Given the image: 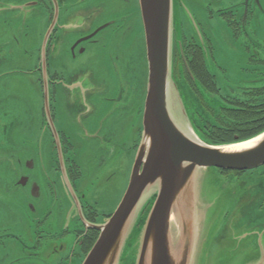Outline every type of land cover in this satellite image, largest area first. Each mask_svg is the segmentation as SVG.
Masks as SVG:
<instances>
[{
    "label": "rangeland",
    "instance_id": "obj_1",
    "mask_svg": "<svg viewBox=\"0 0 264 264\" xmlns=\"http://www.w3.org/2000/svg\"><path fill=\"white\" fill-rule=\"evenodd\" d=\"M194 1L208 5L211 3L214 9L217 3L228 7L243 0ZM185 3V0H177L176 4L174 33L178 38L187 28L186 19L182 16ZM260 4L262 9L255 14L249 37L235 35L223 23L210 22L208 19L194 24V32H187L191 40V37H195L207 64L215 68L213 72L220 78L226 92L233 90V93L239 94L238 87L242 83L259 81V78L264 77V64L260 62L264 58V0H260ZM198 9L196 5L195 11ZM13 17V12L0 10V149L14 144L22 150L24 147H33L31 138L42 129V74L34 70L40 64L43 31L40 32L41 28L31 21L7 23ZM138 32L141 34L140 30ZM134 37L133 30L128 31L125 41L118 46L110 44L104 52L98 49L97 52L100 51L99 55L104 59L102 63L106 61L102 65L95 63L93 66L74 69L55 65L48 67L49 75L57 73L64 78L63 84L77 83L85 87L78 92L82 96L88 93L87 88H91L89 93L93 95L90 98L94 102L103 100L102 97L109 99L107 109L111 114L118 113L117 118L110 120L111 130L117 128V132L110 133V140L104 146L95 145L80 150L75 148L79 154H83L78 160L84 173L85 197L82 202L90 204L88 210L97 213L102 221L104 216L115 212L123 199L139 149L129 148L136 137L127 129L129 106L134 102L133 88L145 72L142 55L139 58L142 51L140 43L131 41ZM251 58H254L253 62ZM258 72L261 74L257 75ZM76 129L72 123L66 129L72 141L81 136ZM9 165L8 158L0 159V178H6L7 181L11 172ZM204 178V191L213 201L207 216H211L213 210L216 216L205 230L204 241L202 237L203 255L198 264H264V169L258 168L239 177L209 169L208 173H204ZM40 184L43 196L53 194L51 189L54 187L47 180ZM55 189L58 195L67 194L62 183H57ZM0 201L3 203V207H0V235L14 232L24 238H35L38 228L43 234L45 246L42 254L38 258L21 259L20 264L83 263V256L72 257L74 251L76 254L79 252V247L75 249L74 231L81 228L83 220L77 215L68 196L67 205H63L62 209L50 206L49 202L43 208L36 203L37 212L30 215H25L27 206L17 195L0 190ZM49 212L50 215L46 217ZM9 214L11 217H7ZM39 220H42L41 224ZM13 243L11 240L0 243L1 264H11L23 256L24 251Z\"/></svg>",
    "mask_w": 264,
    "mask_h": 264
},
{
    "label": "flooded vegetation",
    "instance_id": "obj_2",
    "mask_svg": "<svg viewBox=\"0 0 264 264\" xmlns=\"http://www.w3.org/2000/svg\"><path fill=\"white\" fill-rule=\"evenodd\" d=\"M185 1L182 16L186 19L187 28L183 29L181 37H174L173 75L194 126L206 140L212 142H234L260 133L264 130V83H254L264 81V77L259 78V81L242 83L238 87L239 94L233 93V90L226 92L220 78L213 72L215 68L207 64L205 54L196 44L195 37H191V40L187 34L194 32V24L208 19L210 22L223 23L226 29L235 35L244 34L249 37L255 14L262 9L260 0H243L228 7L217 3L214 9L211 3L208 5L199 0L200 3L194 0ZM196 5L199 6L198 11H195ZM0 10L13 12L14 20L11 18L7 23L31 21L41 28L40 32L43 31L40 64L34 71L42 74L41 89L44 101L42 129L31 138L33 147H24L21 150L12 144L6 149H0V159L8 158L11 169L8 181L6 178H0V190L22 198L27 206L25 215L37 212L36 203L43 208L49 202L50 206L62 209L63 205H67L68 196L77 215L83 220L81 228L74 231L75 249L79 247V252L76 254L74 251L72 257L77 255L85 259L99 236V231L94 225L104 222L112 214L104 216L102 221L97 213L88 210L90 204L82 202L85 197L84 173L78 160L83 154H79L75 148L80 150L95 145L104 146L110 140V133L117 132V128L111 130L110 120L117 118L118 113L111 114L107 109L106 103L109 99L102 97L103 100L94 102L90 98V95H93L89 93L91 88H87L88 93L82 96L78 92L85 87H80L77 83L63 84L64 78L57 73L54 76L49 75L48 67L55 65L74 69L79 66H93L95 63L102 65L106 61L102 63L104 59L99 55L100 51L97 52L98 49H103L104 52L110 44L118 46L125 41L126 33L132 30L136 38H131V41L140 43L142 51L139 58L142 55L143 62L147 63L140 2L0 0ZM210 47L213 51L211 45ZM250 61L253 62L254 58ZM260 62L264 64V58ZM216 68L219 69L218 66ZM218 73L221 74V71L218 70ZM260 74L261 72H258L257 75ZM98 80L101 82L99 78ZM245 84L254 85L244 86ZM133 91L134 102L129 106L127 129L136 137L129 148L137 149L144 129L147 93V82L143 84V77L137 80ZM69 123L76 126V132L81 135L80 138L77 136L75 141L66 134ZM84 152L86 153V150ZM259 168L264 169V165ZM255 170L258 168L218 171L224 175L239 177ZM43 180H47L49 185L54 187L51 189V196L42 195L40 183ZM57 183L63 184L67 194L58 195L55 189ZM0 207H3L1 201ZM29 209L32 211H28ZM10 215L7 217H11ZM49 215L50 212L45 216ZM41 221L38 223L41 224ZM37 234L35 238H24L14 232L0 235L1 244L11 240L24 251L23 256L13 260L11 264H20L21 259L38 258L42 254L45 244L39 228Z\"/></svg>",
    "mask_w": 264,
    "mask_h": 264
},
{
    "label": "water",
    "instance_id": "obj_3",
    "mask_svg": "<svg viewBox=\"0 0 264 264\" xmlns=\"http://www.w3.org/2000/svg\"><path fill=\"white\" fill-rule=\"evenodd\" d=\"M139 2L147 59L142 141L125 195L94 225L99 236L82 264H198L202 237L216 216L214 210L207 216L213 201L204 173L263 166L264 130L228 143L200 134L173 75L177 0Z\"/></svg>",
    "mask_w": 264,
    "mask_h": 264
},
{
    "label": "bare ground",
    "instance_id": "obj_4",
    "mask_svg": "<svg viewBox=\"0 0 264 264\" xmlns=\"http://www.w3.org/2000/svg\"><path fill=\"white\" fill-rule=\"evenodd\" d=\"M253 142H254V141L249 142V143H246V144H241V145H238V146H234V147H231V148L238 149V148H242V147L250 146L251 144H253Z\"/></svg>",
    "mask_w": 264,
    "mask_h": 264
},
{
    "label": "trees",
    "instance_id": "obj_5",
    "mask_svg": "<svg viewBox=\"0 0 264 264\" xmlns=\"http://www.w3.org/2000/svg\"><path fill=\"white\" fill-rule=\"evenodd\" d=\"M212 142V141H211ZM213 143H223V142H213Z\"/></svg>",
    "mask_w": 264,
    "mask_h": 264
}]
</instances>
